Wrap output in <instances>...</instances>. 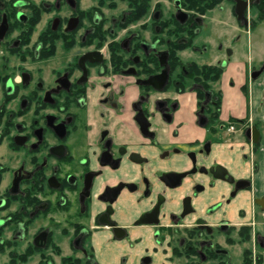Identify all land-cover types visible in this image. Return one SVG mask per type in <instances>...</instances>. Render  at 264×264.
I'll use <instances>...</instances> for the list:
<instances>
[{"label": "flooded vegetation", "instance_id": "flooded-vegetation-1", "mask_svg": "<svg viewBox=\"0 0 264 264\" xmlns=\"http://www.w3.org/2000/svg\"><path fill=\"white\" fill-rule=\"evenodd\" d=\"M94 1L0 0L2 264H264V0Z\"/></svg>", "mask_w": 264, "mask_h": 264}, {"label": "rangeland", "instance_id": "rangeland-1", "mask_svg": "<svg viewBox=\"0 0 264 264\" xmlns=\"http://www.w3.org/2000/svg\"><path fill=\"white\" fill-rule=\"evenodd\" d=\"M85 3L87 6H92V5L96 4V2L94 0H86ZM117 3L119 4V6L116 10H114L112 7V4H113L112 0H98V7L100 6V10L102 11V13L105 16L110 17V15L113 14L114 12L117 13V11H119V9H123L126 7L124 2L119 1ZM219 27L220 26H216V29L217 28L219 29ZM25 245L26 244L23 243V248H25ZM0 257H1L0 258L1 264L3 263V261L8 260V258L5 256L4 257L0 256ZM59 259H60L59 257L56 258V261L58 263H59V261H58ZM154 259L156 260V264H177V261L175 258H173V257L172 258H166V257L162 256L161 253L156 254L154 256ZM36 261H38V257L35 258L34 262H36ZM34 262L30 263V264H34ZM132 262H133V260H132ZM128 264H131V262Z\"/></svg>", "mask_w": 264, "mask_h": 264}, {"label": "crops", "instance_id": "crops-1", "mask_svg": "<svg viewBox=\"0 0 264 264\" xmlns=\"http://www.w3.org/2000/svg\"><path fill=\"white\" fill-rule=\"evenodd\" d=\"M105 238L101 237L100 239L95 238L93 241V245L95 246V249L97 251V255H99V259L103 262V263H110L113 261V259H118L119 256L124 253L125 250H128V246L127 243H122V245H118V247L115 249L117 251V253L114 254H110L111 257L113 258H109L107 257L105 254L106 251H111L112 249L114 250V247H110L111 244H109L107 241L104 240ZM100 252H99V251ZM99 252V254H98Z\"/></svg>", "mask_w": 264, "mask_h": 264}]
</instances>
